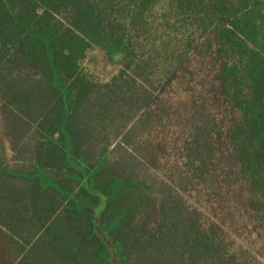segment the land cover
<instances>
[{
    "label": "trees",
    "instance_id": "obj_1",
    "mask_svg": "<svg viewBox=\"0 0 264 264\" xmlns=\"http://www.w3.org/2000/svg\"><path fill=\"white\" fill-rule=\"evenodd\" d=\"M202 48L227 122L189 108L172 160L161 96ZM0 107V264H244L199 192L264 264V0H0Z\"/></svg>",
    "mask_w": 264,
    "mask_h": 264
},
{
    "label": "rangeland",
    "instance_id": "obj_2",
    "mask_svg": "<svg viewBox=\"0 0 264 264\" xmlns=\"http://www.w3.org/2000/svg\"><path fill=\"white\" fill-rule=\"evenodd\" d=\"M82 68L95 82L104 84L118 75L121 69V59L110 61L101 50L93 49L82 63ZM216 68L214 58L206 53L205 48H202L198 54L192 57L187 70L176 81H172L161 96V102L167 106L169 113L165 122L157 129V133L161 137L160 139L164 140L169 154L174 156L172 160L178 156L182 147L185 137L184 125L189 117V108L201 111L203 115L213 116L221 127L227 122L224 109L215 107L210 102L213 97L210 93L214 86ZM203 106L207 112L203 111ZM3 126L0 107V138L5 141L8 157L12 160L11 146L4 137ZM231 198L222 195V198L218 199L219 206H216L215 209L201 192L194 194L190 202L201 209L206 223L213 222L222 227V231H225V240L230 245L232 252L244 264H255L260 259L258 256L262 254V243L250 239V232L245 229L244 219H240L243 213H240L239 209L233 205ZM214 216L217 219H214Z\"/></svg>",
    "mask_w": 264,
    "mask_h": 264
}]
</instances>
